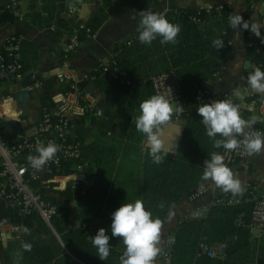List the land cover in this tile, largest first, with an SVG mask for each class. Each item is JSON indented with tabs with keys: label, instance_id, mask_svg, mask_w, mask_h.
<instances>
[{
	"label": "trees",
	"instance_id": "trees-1",
	"mask_svg": "<svg viewBox=\"0 0 264 264\" xmlns=\"http://www.w3.org/2000/svg\"><path fill=\"white\" fill-rule=\"evenodd\" d=\"M136 1L148 0H114L111 4L100 6L91 13L84 26L91 33L108 14ZM162 14L169 22L179 24L181 31L175 44H161L162 37L159 36L148 44V50H152L155 54V59L146 63L151 70L149 76L138 74L135 71V60L123 61L122 53L115 55V60L127 70L130 84L119 83L99 73H93L95 74L93 82L96 86H102L107 97L121 105L124 104L133 86L137 84L144 91V100L150 98L153 95L150 77L161 70L172 69L184 107L181 116L182 127L176 147L174 150H166L164 161L156 164L149 154L148 145L138 143L142 139L141 134L131 138L108 137L106 131L111 132L116 126L113 118L118 112L113 110H108L94 119L95 132L87 140L73 135L56 137L55 142L76 141L79 153L74 157L60 156L56 164L49 165L50 170L53 173H68L76 163H83L79 173L92 176L91 183L82 187L81 193L79 192L81 181H78L80 184L73 188L66 184L63 189L58 190V194L75 203L80 228L78 230L67 228L70 220L65 212L54 216L50 222L58 235L57 240L37 214L19 215L15 206L8 205L10 222L29 229L28 234L22 231L21 239L17 243L15 264H50L52 259L59 258H67L72 263H76L65 254L64 250L86 264H120L125 245L122 238L112 237L111 223L112 213L123 203L118 202L114 196L108 195L116 160L127 158L136 163L135 201L142 200L145 209L152 213L153 219H161L173 201L189 193L194 185L202 180L204 161L210 159L214 152L220 154L222 147H213L214 141L207 136V129L202 123L203 118L188 115L186 112L197 109L203 104L199 101V96H196V88L202 87L206 80L214 77V73L220 70L230 53V5L223 3L207 10L170 6ZM191 16H195L197 20L191 19ZM34 17L39 19L40 22L37 24L40 27L50 25L52 19L51 14L41 16L36 13ZM244 18L247 20V10ZM11 20L12 14L9 9L0 6V23ZM62 29H70V25L59 19L57 28L50 34L57 39ZM214 39H221L225 46L217 50L212 43ZM136 40L139 42L138 39ZM252 40L253 44L245 48V55L256 68L259 67L264 71V56L260 52L264 43H261L255 35ZM19 52L21 53L20 48ZM143 58L145 59L146 56ZM20 62L21 66L17 74L28 67L21 55ZM247 71L248 68L244 71L246 77ZM139 76L143 78V82L137 83ZM218 100L228 99L221 96L212 101ZM79 102L82 104L83 100L79 98ZM40 103L46 113V121L54 122L56 114L49 110L52 101L44 91L40 93ZM88 113L85 110L81 116L86 117ZM0 135L8 137L1 129ZM216 139L221 137L217 135ZM34 186L40 192H44L38 181H34ZM49 198L58 208L66 209L67 204L63 199L54 196ZM251 207L252 199L243 195L236 202L210 203L199 218L179 220L171 228L168 264H264V231L257 238L251 239L247 230ZM63 209L62 211H65ZM31 215L34 217H30ZM32 221L40 233L31 228ZM100 228H104L110 237V254L105 261L99 259L98 250L92 243V238ZM200 241L207 244L220 243L223 248L221 255L197 254L196 247ZM22 243H30L31 251H24Z\"/></svg>",
	"mask_w": 264,
	"mask_h": 264
},
{
	"label": "crops",
	"instance_id": "crops-1",
	"mask_svg": "<svg viewBox=\"0 0 264 264\" xmlns=\"http://www.w3.org/2000/svg\"><path fill=\"white\" fill-rule=\"evenodd\" d=\"M72 1V2H71ZM0 0V6L11 4L9 11L12 14L11 21L0 23V44L8 36L15 35L18 38V51L20 48L23 62L28 67L18 75L7 77L0 81L1 117L15 119L20 132L9 134L8 139H18L20 136H33L37 124L40 121L43 109L40 103V93L46 92L52 101L49 107L51 112L62 113L67 118V127L64 136L73 135L89 139L94 135L93 121L100 115L93 114L94 108H100L102 114V100L110 102L108 110L118 112L113 118L116 126L113 131H106L108 137L131 138L141 134V145L147 144L145 134L135 128V119L140 113L139 105L144 101L143 89L140 85H134L131 92L124 100V104H118L106 96L102 86H96L93 78H84L83 73H96L94 68L100 60L116 58L115 55L123 53L121 59L127 61L134 59L136 62L135 71L138 74L149 76L150 67L146 65L148 60H154L155 54L148 50V44L137 42V25L140 17L135 15L141 10L148 8L151 11H164L170 6H180L194 10L210 9L223 3L230 5V13L239 11L244 17L247 10V19L255 18L260 23L264 14V0H148L136 1L125 4L116 11L108 14L99 26L88 36L83 35L81 26L98 7L111 4L114 0ZM41 16L51 14L50 25L40 27L39 19L34 14ZM63 19L70 25V29H62L61 35L54 39L51 31L57 28V21ZM37 21V22H36ZM262 30V29H261ZM78 36L77 43L69 50L65 51V44L69 41L72 33ZM248 31L237 32L230 30V53L221 66L220 70L214 73V77L205 81L202 85V95L207 100H215L225 96L228 100L239 105L242 117L255 120L254 128L257 127L264 132V103L259 101L261 95L250 91L247 77L244 71L250 66L252 61L248 58L247 68H243L245 58L244 41ZM253 36V34H251ZM252 38V37H251ZM29 49V50H28ZM264 56V51L260 49ZM143 56H146L144 59ZM116 61V60H115ZM28 63V64H27ZM162 71V70H161ZM33 72L37 74L33 75ZM31 74L32 82L27 84L26 97L20 102L16 99L14 92L23 87L24 79ZM95 76V74H93ZM93 76V77H94ZM75 84V90L69 86ZM143 82L140 76L137 83ZM219 90H222L220 93ZM79 98L83 100L81 104ZM178 102V101H176ZM176 102H173L174 104ZM182 105L180 102H178ZM87 110L86 117L81 116ZM170 123L162 126L161 139L164 141L165 150H174L177 145L182 127V112L175 113ZM186 114L201 118L196 109L186 112ZM93 116V119H90ZM121 134L122 136H119ZM71 142V141H70ZM29 155H38L32 151L23 155V159L28 162ZM29 163V162H28ZM227 166L233 171L234 176L239 178L245 191L242 195H232L225 193L216 187L211 181L203 179L197 182L193 189L181 195L173 201L166 210L163 221L160 247V255L156 258L155 264H168L165 254L170 248L171 228L183 219L201 217L208 205L214 202L216 197L227 196L236 202L243 195L252 199L264 186V152L252 154L245 159H240ZM79 181L89 185L92 176L79 173ZM84 179V180H83ZM137 183L136 163L127 158H118L115 163L114 172L111 176L109 194L114 196L120 203L135 202V186ZM200 188L201 193L195 197H190V193ZM58 190L50 189L46 194L63 199L66 202L67 214L74 230L80 228L76 216L75 203L58 194ZM53 192L50 194V192ZM56 192V194L54 193ZM8 205L0 198V264H15L17 243L20 239H14L7 229V222H10ZM202 206L198 217L192 216L194 206ZM30 217H34L31 215ZM68 223V224H69ZM54 237L58 240V235L51 225L46 224ZM32 229L39 232L34 221ZM69 229V228H68ZM40 233V232H39ZM22 234V233H21ZM262 234V233H261ZM260 234H250L249 238H257ZM220 244V243H215ZM221 245V244H220ZM222 246V245H221ZM65 254L72 258L52 259L50 264H86L75 259L67 250ZM169 254V253H168Z\"/></svg>",
	"mask_w": 264,
	"mask_h": 264
},
{
	"label": "clouds",
	"instance_id": "clouds-1",
	"mask_svg": "<svg viewBox=\"0 0 264 264\" xmlns=\"http://www.w3.org/2000/svg\"><path fill=\"white\" fill-rule=\"evenodd\" d=\"M135 15L140 17L137 25L140 43L151 44L158 36L162 37L161 44L177 43L176 38L181 31L179 24L169 22L164 14L148 8ZM229 23L233 30L248 31L264 43V35L261 32L264 25L255 18L246 20L239 11H235L229 15ZM212 43L217 50L225 46L221 39H214ZM247 83L250 91L264 96V71L259 67L248 76ZM139 108L141 114L135 119V128L146 135L153 163L160 164L167 155L164 141L161 139L162 126L170 123L173 115L182 112L184 107L178 102L174 104L163 94H156L142 101ZM196 111L203 118L207 136L214 141L213 147H223L229 152L243 148L249 155L264 152V132L252 130L255 120L242 117L239 105L232 100L203 103ZM217 135L221 139H216ZM58 151L60 146L53 142H49L47 146H38V155H29L28 162L33 169L43 171L44 166L54 159ZM224 160L223 155L212 153L211 158L204 161L202 179L211 181L225 193L242 195L245 188ZM162 226L163 221L160 218L153 219L152 213L145 209L142 200L124 203L115 210L112 213L111 234L112 237L122 238L125 245L120 264H155L162 251L159 246ZM22 231L29 233L27 227H23ZM109 240L110 237L104 228H100L92 238V243L98 250V257L102 261L109 257ZM21 246L24 251H31L30 243H22Z\"/></svg>",
	"mask_w": 264,
	"mask_h": 264
},
{
	"label": "built area",
	"instance_id": "built-area-1",
	"mask_svg": "<svg viewBox=\"0 0 264 264\" xmlns=\"http://www.w3.org/2000/svg\"><path fill=\"white\" fill-rule=\"evenodd\" d=\"M3 8H11V4L7 3ZM207 10V8L205 9ZM162 13L163 11H158ZM191 19H196L191 16ZM261 24L264 25V14L262 15ZM83 35L88 36L89 30L85 26H81ZM264 35V28H262ZM252 37V38H251ZM253 36L247 32L244 45L250 46L253 44ZM78 40L76 32L72 33L69 41L65 44V51L71 49ZM264 51V45L261 48ZM20 56L18 51V38L15 35L8 36L0 44V81L11 76L18 75L17 70L20 68ZM256 67L251 63L248 67V76L254 71ZM94 72L102 74L108 79L115 80L122 84H130L131 80L128 76L127 70L118 65L114 59L100 60ZM84 78H93V73L81 74ZM72 90H75V84H69ZM150 88L153 95L163 94L172 102H180V90L176 80V76L172 69L162 70L150 77ZM196 96H199V101L202 103H209V101L202 95L201 88H196ZM259 101L264 103V96H261ZM1 105V98H0ZM1 112V109H0ZM56 120L54 122L46 121V113L43 111L42 117L37 124L34 135L29 138L20 136L18 139H7L0 135V198L6 204H11L16 207L19 215L37 214L46 224L51 225V219L59 214H62V209L58 208L46 194L50 189H63L66 184L71 188L80 184L79 170L82 168L83 163H76L72 170L68 173H53L50 170V164H56L59 157L67 156L74 157L78 155V144L73 142H55V138H63L65 129L68 125L67 118L57 111ZM93 114L101 115L100 108H94ZM177 116L176 114L173 115ZM1 117V114H0ZM252 130L261 132L257 127ZM238 139H243L238 137ZM49 142H53L60 146V151L56 154L54 159L44 166L43 171L33 169L30 163L23 159V155L32 151H36L38 146H47ZM220 154L225 157V164L234 161L245 159L250 155L244 151L243 148L236 151H226L221 148ZM84 175V174H83ZM84 180V179H83ZM34 181H38L44 192H40L34 186ZM85 184H80L82 187ZM201 193L200 188H195L190 193V197H195ZM215 202L231 203L232 198L227 196L216 197ZM202 206H194L191 215L198 217L201 213ZM7 229L12 234L14 239H20L22 233V226L18 223L7 222ZM71 223L67 224V228L71 229ZM247 230L250 234H260L264 231V186L260 192L252 198V207L250 210L249 220L247 222ZM170 243V240H169ZM223 248L220 244H207L205 242H198L196 247L197 254H206L209 256L221 255ZM166 260L169 259V254L166 253Z\"/></svg>",
	"mask_w": 264,
	"mask_h": 264
},
{
	"label": "water",
	"instance_id": "water-1",
	"mask_svg": "<svg viewBox=\"0 0 264 264\" xmlns=\"http://www.w3.org/2000/svg\"><path fill=\"white\" fill-rule=\"evenodd\" d=\"M71 1V0H70ZM72 2V1H71ZM247 64H248V57L245 56L244 58V62H243V68H247ZM37 74L36 72H33V75ZM31 74H29L23 81L21 88L17 89L14 92V95L16 97L17 100H19L20 102L24 101L25 97H26V89L24 88L27 84L32 82V78L30 76ZM219 92L221 93L222 90H219ZM110 102L108 100H102V114H105L107 112L108 106H109ZM90 119H93V116H90ZM0 129L2 130V132H7L9 134H15V133H19L20 132V126L18 124V122L13 119V118H3L0 117ZM32 136H29V138H31Z\"/></svg>",
	"mask_w": 264,
	"mask_h": 264
},
{
	"label": "rangeland",
	"instance_id": "rangeland-1",
	"mask_svg": "<svg viewBox=\"0 0 264 264\" xmlns=\"http://www.w3.org/2000/svg\"><path fill=\"white\" fill-rule=\"evenodd\" d=\"M52 193H53V192L51 191L50 194H52ZM54 193L56 194V192H54ZM56 196H57V194H56ZM123 204H124V203H123Z\"/></svg>",
	"mask_w": 264,
	"mask_h": 264
}]
</instances>
